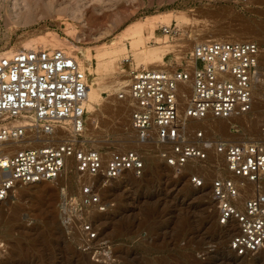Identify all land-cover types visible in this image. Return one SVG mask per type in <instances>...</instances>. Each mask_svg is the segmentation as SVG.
<instances>
[{"label":"rangeland","instance_id":"1","mask_svg":"<svg viewBox=\"0 0 264 264\" xmlns=\"http://www.w3.org/2000/svg\"><path fill=\"white\" fill-rule=\"evenodd\" d=\"M48 1L57 2L59 9H80V14L76 18L69 12L58 18L56 13L53 17L41 13L35 22L14 24L15 18L7 17L2 7L5 2L0 0V56L24 49L26 44L31 47L52 33L83 54L90 53L89 64L96 68L99 49L135 23L147 27V34L154 24L155 37L149 43L169 45L163 53L164 67L151 69L172 68L195 43L207 40L254 38L264 42V0H250L243 8L228 0ZM165 16L172 17L170 24L181 28L178 38L161 32L165 24L159 21ZM224 20L230 24L228 32L224 31ZM46 47L54 48L50 44ZM134 62L131 55L116 61L112 71L98 69L95 74L89 71L87 60L82 64L89 80H98L101 93L93 114L88 111L86 137L90 145L106 150L139 149L147 159L141 176L127 173L119 179L98 181L97 191L106 208L89 215L100 232L96 241L100 252L84 251L79 226L62 221V194L81 192L75 169L67 165L59 181L18 184L0 204V264H264V247L245 256L230 250L232 228L218 223L217 203L206 188H195L190 180L193 173L207 172L209 176L219 172L210 169L206 161L171 168L161 162L153 148L138 141L130 127L131 106L118 96L127 85L130 69L145 68ZM255 92L260 101L243 115V121H199L192 126L210 128L211 133L235 141L264 140V84Z\"/></svg>","mask_w":264,"mask_h":264},{"label":"built area","instance_id":"2","mask_svg":"<svg viewBox=\"0 0 264 264\" xmlns=\"http://www.w3.org/2000/svg\"><path fill=\"white\" fill-rule=\"evenodd\" d=\"M228 1L242 8L250 2ZM161 32L173 38L182 33L176 24L161 26ZM261 75L264 42L213 39L195 43L172 68H131L118 92L131 106L138 141L161 162L184 168L206 161L220 173H193L190 180L209 190L218 223L232 228L229 248L238 256L264 247V140L235 141L191 123L249 113ZM88 89L87 73L61 48L0 56V204L16 185L56 182L71 165L81 192L62 194L60 215L65 224L79 226L84 251L98 254L100 232L89 215L106 208L98 181L141 176L147 159L139 149L90 145Z\"/></svg>","mask_w":264,"mask_h":264},{"label":"bare ground","instance_id":"3","mask_svg":"<svg viewBox=\"0 0 264 264\" xmlns=\"http://www.w3.org/2000/svg\"><path fill=\"white\" fill-rule=\"evenodd\" d=\"M5 4L2 5V7H5L7 17H12L15 18L14 24H29L32 22H35L37 17L43 14V16L47 17V15H50L53 17V13H56V16L60 18L61 15L67 14L69 12L73 13L75 16L80 9L77 8H70L68 9L67 7L65 9H59L58 3L55 1H48V0H4ZM76 7V6H75ZM79 8V7H78ZM3 9V8H2ZM80 14V13H79ZM39 15V16H38ZM78 15V14H77ZM62 18V16H61ZM77 18V16H76ZM164 18V17H163ZM162 19V18H161ZM172 17H166L163 20H160L159 22L166 24H170ZM185 18H178V20H182ZM188 20V19H187ZM158 22V20L155 21V23ZM9 23V22H8ZM145 23H148L145 21ZM160 23V25H161ZM11 24V23H9ZM22 24V26H23ZM153 24V23H151ZM158 24V23H157ZM163 24V25H164ZM72 26L68 24V27ZM152 28L150 29V33L147 34L145 32V27L142 23H135L127 27L117 39H114L113 42H110L109 45H106L102 49H99L97 52V57L99 58V63L96 68H93L89 62L91 58V54L86 52L83 54L82 50H78L77 47L69 45V43H63L56 35H52V33H49V36H43L40 37L41 39L38 40L37 43H33L32 46H28L27 44L25 45L24 49H43L46 48L47 44H50L54 48H63V50L70 52L71 55H73L77 60H79V65L82 70H84L82 64L83 61L87 60V63L89 64L88 69L91 73H96V71L101 70V71H107V70H113L114 65L116 61L121 60L123 58H126L128 56L133 57L135 60L134 63H136L137 67H159L162 68L164 67L163 65V53L166 49H168L169 45L167 42L157 44L156 41L154 45L150 44L149 41L150 39L154 38V31L152 30L154 27V24L151 25ZM158 26V25H157ZM14 27V26H13ZM156 29V27H155ZM169 36V35H166ZM171 37V36H170ZM252 40H255L254 38ZM37 44V45H36ZM168 45V46H167ZM181 49V48H180ZM181 51V50H178ZM83 54V57L80 58L78 56V53ZM10 54V52H5L3 55ZM96 57V58H97ZM120 63V62H119ZM135 65V64H134ZM85 71V70H84ZM87 73V72H86ZM88 75V95L86 99V107L87 110L90 112V114H93V112L96 109V105L99 103V98H100V88H99V83L96 78H94L92 81L89 80V74ZM95 76V75H94ZM263 75H261V82L258 84V87H262L264 84V79ZM263 89V88H262ZM116 91L119 90V88L115 89ZM115 91V92H116ZM260 91V90H259ZM258 91V92H259ZM256 94L259 93H254L255 98ZM186 100V99H184ZM259 99L256 98L254 105L259 103L257 101ZM257 107V105H256ZM246 114H240L236 115L232 118H235L236 121H243L244 116ZM217 121V120H227V119H208V120H203V121ZM202 121V122H203ZM199 122V121H196ZM194 122V123H196ZM193 122L191 125L194 124ZM69 167H66L64 170V174L66 172V169ZM119 179V178H117ZM58 179L57 181H59ZM41 183V182H40ZM35 185V183H34ZM198 189H204V188H198ZM209 191V190H207ZM209 193V192H208ZM6 202V201H5ZM3 203V202H2ZM225 227V226H224ZM237 227V225H236ZM233 252V251H232Z\"/></svg>","mask_w":264,"mask_h":264},{"label":"crops","instance_id":"4","mask_svg":"<svg viewBox=\"0 0 264 264\" xmlns=\"http://www.w3.org/2000/svg\"><path fill=\"white\" fill-rule=\"evenodd\" d=\"M223 28H224V31H226V32H228L229 28H230V24L229 23H225V20L223 21Z\"/></svg>","mask_w":264,"mask_h":264}]
</instances>
